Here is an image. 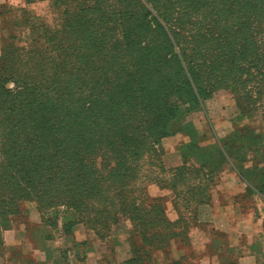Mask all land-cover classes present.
<instances>
[{"label":"trees","instance_id":"16d2710c","mask_svg":"<svg viewBox=\"0 0 264 264\" xmlns=\"http://www.w3.org/2000/svg\"><path fill=\"white\" fill-rule=\"evenodd\" d=\"M173 1L81 0L76 10L64 3L62 25L43 23L23 46L14 44V36L4 40L0 253L2 231L11 228L10 217L25 200L54 216L63 212L67 230L82 223L99 238L127 219L153 251L181 234L173 231L178 221L167 218L162 200L147 193V179L172 190L174 202L177 181L193 179L187 187L195 205L209 200L218 169L202 152L200 167L188 168L185 157L183 165L166 169L162 140L180 132L177 124L214 90L249 96L248 86L263 81L264 22L260 32L251 29L252 37L248 23L220 27L203 45L197 38L207 30V16L199 32L188 30V9L171 11ZM234 36L240 47L229 51L224 44ZM236 105L242 108L238 99ZM153 168L170 178L150 176ZM190 169L189 178L181 177ZM200 176L209 182L206 194L196 183Z\"/></svg>","mask_w":264,"mask_h":264},{"label":"rangeland","instance_id":"374dc122","mask_svg":"<svg viewBox=\"0 0 264 264\" xmlns=\"http://www.w3.org/2000/svg\"><path fill=\"white\" fill-rule=\"evenodd\" d=\"M79 1L81 0L70 4L67 0L62 2L61 0H24L22 5L13 6L11 0H0L1 30L5 40L11 42L10 37L14 36V44L17 46L28 44L33 37L40 34L39 27L43 23L51 27L63 24L62 15L66 9L64 3H67L70 10H73L74 6L76 10ZM92 1L94 4L95 1L101 0ZM173 2L171 11H175L178 7L185 11L188 9V14L184 12V21L185 25L189 26L188 30L194 29L199 32L197 28L201 27L204 17L207 16L203 24L207 27V30H204L207 33L204 34V31H201L197 38L203 45L211 41L210 34L215 29L218 31L220 27L226 26L227 29H231L240 23H248L250 30L247 33L252 37L254 31H261L257 27L264 22V0H174ZM188 15L191 16L188 17ZM25 22L26 26L22 25ZM252 28L256 29L253 31ZM187 34V39L190 41L192 38ZM236 41L234 36L224 46L229 51L237 50L240 44ZM10 49L15 48L10 47ZM260 79V77L257 78L256 82L248 86L249 96L245 95V92L235 94L226 87L214 90L209 99L202 101L195 111L187 115L183 122L177 124L176 128L180 130L185 123L195 120L196 117H206V102L215 99L230 100L235 103L238 99L242 106L240 111L250 116L249 126L243 129L241 134L220 139L218 143L204 150L194 145L183 146L182 151L188 162V168H191L192 157L202 152L208 158L211 167L217 170L225 161V153L231 154L238 147V142L248 144L264 141V76L263 81L259 82ZM163 163L166 169H170L165 164V155ZM181 174V177L189 178L193 173L190 169ZM150 176L168 179L170 173H162L159 168H153ZM214 181L215 178L210 182ZM193 182V179L186 182L181 179L177 181L179 197L176 202H174L175 195L172 190L163 189L158 186V183L149 179L144 183L150 197L162 200L167 218L171 222L178 221L173 231L180 233L181 236L170 241L161 251H153L150 245L143 244V235L137 233L127 219L123 218L118 222L112 228L110 236L99 238L94 229L82 223L67 230L63 227V212L60 211L54 216L50 210L40 211L33 200L20 203L18 214L10 217L11 228L25 229L26 240L31 246L28 253L29 264H235L234 258H230L227 253L225 235L215 233L208 222L199 221L198 207L193 202L192 193L187 187L188 183ZM197 182H200L205 193L209 182L202 176ZM5 231L7 230L2 231L4 247L0 253V264H5L6 259ZM212 237L217 249L211 245ZM201 241L206 243V248L198 251L196 244ZM18 249V247L15 248V253L21 256ZM35 249H40L42 254L34 255Z\"/></svg>","mask_w":264,"mask_h":264},{"label":"crops","instance_id":"0c3cea01","mask_svg":"<svg viewBox=\"0 0 264 264\" xmlns=\"http://www.w3.org/2000/svg\"><path fill=\"white\" fill-rule=\"evenodd\" d=\"M1 27L0 21V55L5 40ZM206 108V117H196L180 132L162 140L168 168L184 164L183 146L193 144L204 150L220 139L241 134L249 126L250 116L242 114L233 101L209 100ZM237 144L231 154L225 153L223 165L214 172L209 200L198 206L197 216L200 222H208L215 233L225 235L227 253L236 264H264V141ZM203 160L200 153L192 157V164L200 167ZM4 238L5 264H29L31 246L25 229L11 228L5 231ZM210 242L217 249L213 237ZM196 245L198 251L206 248L202 241ZM16 247L21 256L15 253ZM34 252L36 256L42 254L40 249Z\"/></svg>","mask_w":264,"mask_h":264},{"label":"clouds","instance_id":"9594fccd","mask_svg":"<svg viewBox=\"0 0 264 264\" xmlns=\"http://www.w3.org/2000/svg\"><path fill=\"white\" fill-rule=\"evenodd\" d=\"M24 3V0H11V4L13 6H19L22 5Z\"/></svg>","mask_w":264,"mask_h":264}]
</instances>
